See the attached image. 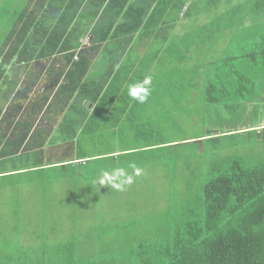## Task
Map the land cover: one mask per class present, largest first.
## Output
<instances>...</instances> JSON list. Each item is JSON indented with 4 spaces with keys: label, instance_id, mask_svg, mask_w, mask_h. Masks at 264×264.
I'll return each instance as SVG.
<instances>
[{
    "label": "trees",
    "instance_id": "obj_1",
    "mask_svg": "<svg viewBox=\"0 0 264 264\" xmlns=\"http://www.w3.org/2000/svg\"><path fill=\"white\" fill-rule=\"evenodd\" d=\"M156 1L157 5L152 12V17L146 23L147 27H140L147 16V13L144 12L135 27H125L126 32L121 33L123 37L126 36L125 42L127 45L132 42L134 35L138 32L145 30L144 34L149 36L154 28L150 24L164 16V0ZM239 18L244 20L241 15H239ZM243 32L244 28L239 33V41H242V43L238 44L235 41L230 44L229 42L225 48L222 47L220 59L204 66L207 78L205 80L206 87H203V89L207 104H220L236 108H238V105L243 106L242 103H236V95L239 94L240 97H243L244 91L253 94L258 82L264 81V34L259 43H251L248 42V34L247 38L243 37ZM24 34H27L25 30L20 34L21 37ZM119 37L118 28L114 29L111 25L105 33V37L99 38L97 41L100 44L106 43L111 38V42L105 46V53L107 55L112 53L114 57H117L120 52H125L127 49V46L119 49L112 46L117 43ZM60 39H56L52 34L47 38L45 49L50 46L51 53H54L58 49L54 45H59ZM19 42L20 45L9 51V55L13 56L12 54H17L20 51L23 43L22 39ZM60 50L64 51L65 48ZM67 58L69 59V56ZM79 59L80 63H78L79 61L70 62L71 60H68L69 62H67L65 68L70 67V63H73L72 65L75 68L66 72L63 80L64 84L52 89L50 94L42 97V101H32L31 109L33 110L31 112L21 115L20 118L18 114L13 118L9 117L13 123L15 121L17 123L11 137L6 143H3V146L0 144L2 146L0 161L6 163L14 157H20L23 150L32 146L27 142V138L33 131L31 122L34 117L36 118L44 110L51 111L56 107L61 109L60 112L65 113V118L60 128L68 132V123L72 120L69 115L71 104L72 106L77 104L80 107L85 101L89 100L100 107L103 104H126L130 106L129 104L134 101L128 96V88L131 84L142 81L141 79L132 78L129 80L131 84L127 87L128 80L124 79L127 77L123 76L122 71L119 70L118 73L114 74L115 64L117 65L114 61V67L107 75L84 82L83 79L89 67H91V61L84 58ZM82 61L86 62V65ZM201 67H199L198 72L190 69L191 72H195L194 76L190 73L188 78L184 74V79H186L184 87L188 89L185 91V95L191 89H195L189 88L188 82L193 81V86H197L199 81L197 75L201 72ZM76 68L79 69L80 74L77 78L71 77L74 75ZM4 73L5 71L0 69V82ZM121 81H127L123 84L126 86V93L121 92ZM181 83L173 79L172 83L168 82L167 84L159 78L157 81H153L152 88H177ZM80 86L83 87L78 91ZM155 91L157 92V90ZM158 95L165 96V94ZM99 111L95 112L93 119L85 126L86 128L82 133L84 137H90L89 144L94 146L96 143H100L99 139L104 140L112 135V127L102 129L97 127L98 121L94 118ZM134 113L139 115V112L135 111ZM127 114L132 116L133 113L128 112ZM85 119L86 116L83 115V121ZM76 124L82 123L79 121ZM256 127V125L245 126L240 130L226 132L221 135L237 132L246 134L251 131L254 132ZM79 129L78 126L72 129L73 139L79 138V133H77ZM33 138L31 137L30 140H33ZM168 144L171 143H158L156 146ZM39 146L42 149L45 145L41 143ZM87 146L88 143L81 140V142L71 145L67 151L63 152L64 154L61 157L55 156V158L48 156L42 149L38 156L33 155L34 161H31L30 164L27 163L29 168L15 170V172H42L61 168L62 170H71L74 174L84 172V179H89L91 182V177L97 174V168L93 164L105 158L114 157L112 155L118 156L119 153L92 155L95 151L89 152ZM74 149L77 151V158H75ZM79 150L81 152H78ZM12 175L3 176L0 173V185ZM167 177L170 184L177 182L175 175L169 173ZM171 190L173 192L177 191L176 189ZM197 200L193 205H184L181 208L182 210L174 205L177 204L176 201L171 200L173 206L169 207L171 208L169 215L172 216L174 223L172 225L169 222L165 227L169 229L170 233L165 238L157 236L142 239L119 237L111 243L102 235L106 233V229L107 231L113 229H110V227H97L98 238L91 240L94 247L91 246L90 251L86 253L78 250L80 239L70 240V238H67L64 239V243L54 244V237L51 232H45L42 236L35 238L37 240L34 244L37 245L35 248L23 245L22 243L25 241L19 236L18 226L21 225V222L18 221L19 211L17 210L14 212V216L18 220L13 223L12 230L7 233H0V264H264V163L249 167L243 165L240 161H233L223 174L214 176L206 182L199 191ZM124 226L125 230L131 228L130 223ZM116 228L117 231L121 230L118 227Z\"/></svg>",
    "mask_w": 264,
    "mask_h": 264
},
{
    "label": "crops",
    "instance_id": "obj_2",
    "mask_svg": "<svg viewBox=\"0 0 264 264\" xmlns=\"http://www.w3.org/2000/svg\"><path fill=\"white\" fill-rule=\"evenodd\" d=\"M110 2L111 0H0V11L4 10L9 17L3 21L0 14V69L5 71L0 82L2 146L13 134L17 123V121L13 123L9 117L13 118L18 114L20 118L21 115L31 112L32 101H42V97L50 94L52 89L64 84L66 72L75 68L73 63L65 68L68 60L77 62L79 58H84L91 61L84 82L107 75L114 67L115 61L117 65L115 64L114 74L122 71L123 76L127 77L123 78L128 80L127 87L131 84L129 80L132 78L143 80L145 76L150 75L153 81L160 78L167 84L172 83L173 79L182 82L177 88H152L150 96L158 94L168 96L178 92L185 95L182 90L188 89L184 87L186 81L184 74L188 78L190 73L194 76L202 66L197 77L202 81L200 89L206 87L207 76L204 66L220 59L222 47L225 48L229 42L242 43L238 40L243 28L248 33V42L251 43H259L264 34V0H164V16L150 24L154 28L149 36L144 34L145 30L138 32L127 45L126 36L123 37L127 30L125 27H135L144 12L147 16L140 27H147L146 23L151 19L157 1ZM6 3L8 7L14 8H5ZM239 15L244 20L240 19ZM111 25L114 29L118 28L120 33L117 43L112 46L116 49L127 46L126 51L120 52L117 57L112 53L111 55L105 53V46L111 42V38L106 43L100 44L97 41L105 37ZM23 30L27 34L21 37ZM52 34L56 39L61 38L60 44L54 45L58 47L54 53H51L50 46L45 49L47 38ZM19 39L23 41L20 51L12 54L13 56L9 55V51L20 45ZM62 48L65 50L61 51ZM195 66L197 68H194ZM190 69H194L195 72H191ZM79 74L80 71L76 68L71 77L77 78ZM126 82L121 81L120 84L123 93L127 92L126 86L123 85ZM82 87L80 86L78 91ZM129 105L103 104L100 107L89 100L80 107L71 104L69 115L75 123L69 121L68 132L60 128L65 118V113L60 112L61 109L56 107L51 111L44 110L31 122L33 131L27 142L32 146L21 151L26 155L24 158L27 162H22L16 170L29 168L27 163L34 161L33 155L38 156L42 149L48 156L55 158L61 157L71 145L81 140L89 143L90 137H84L82 133L97 110L100 111L94 120L98 121V128L121 125L126 120H131L130 124L135 128L133 123L139 119L138 117L141 121L146 119L147 122L154 118L141 113L158 111L159 108L155 106L151 110V105H140L136 101ZM135 111L139 112V115H135ZM160 111H169L168 105H162ZM128 112H132V116H127ZM83 115L86 116L84 121ZM79 121L82 124L77 125ZM76 125L80 128L77 132L79 138L73 139L72 129L77 128ZM31 137H34L33 140H30ZM41 143L45 145L42 149L39 146ZM74 151L76 152V149ZM0 173L7 176L17 172L0 170Z\"/></svg>",
    "mask_w": 264,
    "mask_h": 264
},
{
    "label": "rangeland",
    "instance_id": "obj_3",
    "mask_svg": "<svg viewBox=\"0 0 264 264\" xmlns=\"http://www.w3.org/2000/svg\"><path fill=\"white\" fill-rule=\"evenodd\" d=\"M9 7L6 3L5 8ZM0 14L3 21L9 18L4 10ZM247 34L244 31L243 37L247 38ZM188 83L189 88L195 89L185 96L179 92L174 96H150L145 104L151 105V110L155 106L159 108L141 113L154 117L148 122L138 117L134 128L131 120H126L111 126L110 138L99 139L95 146L88 143L89 152L95 151L92 155L119 153L112 155L113 159L105 158L93 164L97 174L91 177V182L84 179V172L74 174L61 168L23 171L6 178L0 185V233L12 230L13 223L19 219L23 245L35 248V238L51 232L54 244L64 243L67 238L80 239L78 250L82 253L94 247L91 240L98 238L97 227L113 229H106L102 235L111 243L119 237L165 238L170 234L165 227L169 222L174 223L169 215L171 200L180 209L193 205L206 182L223 174L233 161L249 167L264 163V81L258 82L253 94L244 91L243 97L236 95V103L244 104L238 108L207 104L200 89L202 81L197 86H193V81ZM162 105H168L169 111H160ZM254 125L257 126L254 132L221 135ZM158 143L171 144L156 146ZM24 156L21 153L9 163L0 161V170L18 169L22 162H27L21 158ZM129 163L142 168L143 175L125 191L95 183L98 172L103 170L123 167L131 173ZM169 173L177 177L174 184L168 182ZM17 210L18 219L14 216ZM128 223L131 228L125 230ZM116 227L121 230L117 231Z\"/></svg>",
    "mask_w": 264,
    "mask_h": 264
},
{
    "label": "clouds",
    "instance_id": "obj_4",
    "mask_svg": "<svg viewBox=\"0 0 264 264\" xmlns=\"http://www.w3.org/2000/svg\"><path fill=\"white\" fill-rule=\"evenodd\" d=\"M153 79L150 75L145 76L140 82L131 84L128 88V96L139 104H145L148 102L151 95ZM128 168H112L109 170H103L96 178L95 183L101 187H109L115 191H125L130 187L137 177L143 175V169L138 167L135 163H129Z\"/></svg>",
    "mask_w": 264,
    "mask_h": 264
}]
</instances>
